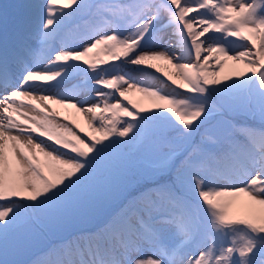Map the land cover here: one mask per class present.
Wrapping results in <instances>:
<instances>
[{
  "label": "snow or ice",
  "instance_id": "obj_1",
  "mask_svg": "<svg viewBox=\"0 0 264 264\" xmlns=\"http://www.w3.org/2000/svg\"><path fill=\"white\" fill-rule=\"evenodd\" d=\"M0 264H264V0L0 10Z\"/></svg>",
  "mask_w": 264,
  "mask_h": 264
},
{
  "label": "rangeland",
  "instance_id": "obj_2",
  "mask_svg": "<svg viewBox=\"0 0 264 264\" xmlns=\"http://www.w3.org/2000/svg\"><path fill=\"white\" fill-rule=\"evenodd\" d=\"M21 2H33V0H0V10H3V8H5L6 6L14 5V4L21 3ZM40 2H42V0H40ZM229 39H234V38H229ZM236 43L239 44L240 42L237 41ZM155 63H157L162 68L168 69V65H167L166 61H156ZM227 63H228V65H232L235 62L229 60V61H227ZM241 67H242V65H241ZM153 72H154V70H153ZM154 74L155 75H161V74L155 73V72H154ZM230 74H231L230 70H228V67H226L224 69V71L221 73V77L224 78ZM133 75L137 79L143 80V81H145V83H147V78L143 75V73L135 72V74H133ZM74 87L75 88L84 87L81 78H79V77L70 78L69 81H67L63 85L62 89H60V90L61 91L72 90ZM53 91L55 92L57 90H53ZM136 98H138V97H134V99H136ZM144 103H145V106H150L147 101H145ZM80 123L83 125L82 119L80 120ZM83 126H85V129H86V125H83ZM125 183H127L129 185L130 181L127 179L125 181ZM121 186L111 194V197L108 201H110V200L112 201L113 199L121 200V197H120V190L122 188ZM121 196H122V193H121ZM123 199H125V198H123ZM120 202L121 201H119V203ZM118 205H116V206H118ZM108 207H109V205H108ZM114 210H117V209L114 207L112 209V211H114ZM101 211H106L105 205ZM93 223H94V221L85 220V221L77 222L74 225H71L67 230H53L45 239H42L41 241H39L34 247L24 250L18 258L21 259L22 261H25V262H30V261L36 260L42 255V252L34 253V250L39 249L40 246H46L49 242H59L61 239H63L65 236H67L69 232H74L77 230L79 231V230L90 228ZM32 255H36V256L34 258H31Z\"/></svg>",
  "mask_w": 264,
  "mask_h": 264
},
{
  "label": "trees",
  "instance_id": "obj_3",
  "mask_svg": "<svg viewBox=\"0 0 264 264\" xmlns=\"http://www.w3.org/2000/svg\"><path fill=\"white\" fill-rule=\"evenodd\" d=\"M128 180L130 181L131 185H129L128 189L130 190L128 192H127L128 189L123 192L122 197H124L125 199L130 198L131 196L135 195L137 188H139L140 185L145 182V181L140 180L138 177H129Z\"/></svg>",
  "mask_w": 264,
  "mask_h": 264
},
{
  "label": "bare ground",
  "instance_id": "obj_4",
  "mask_svg": "<svg viewBox=\"0 0 264 264\" xmlns=\"http://www.w3.org/2000/svg\"><path fill=\"white\" fill-rule=\"evenodd\" d=\"M168 69H170V66L168 65ZM228 70H229V68H228ZM133 74H135V72H133Z\"/></svg>",
  "mask_w": 264,
  "mask_h": 264
}]
</instances>
